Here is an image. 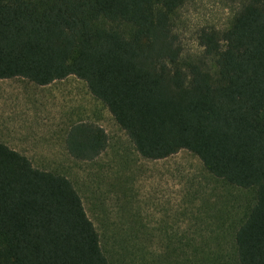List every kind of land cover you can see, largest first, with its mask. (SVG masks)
<instances>
[{
	"label": "trees",
	"instance_id": "trees-1",
	"mask_svg": "<svg viewBox=\"0 0 264 264\" xmlns=\"http://www.w3.org/2000/svg\"><path fill=\"white\" fill-rule=\"evenodd\" d=\"M185 2L0 0V79L74 76L142 158L185 150L214 178L254 190L233 239L237 264H264V0L242 1L223 30L202 27L190 54L174 30ZM106 145L91 123L65 138L78 161ZM0 264H108L70 180L1 143Z\"/></svg>",
	"mask_w": 264,
	"mask_h": 264
},
{
	"label": "rangeland",
	"instance_id": "rangeland-1",
	"mask_svg": "<svg viewBox=\"0 0 264 264\" xmlns=\"http://www.w3.org/2000/svg\"><path fill=\"white\" fill-rule=\"evenodd\" d=\"M242 1L186 0L174 22L183 52L199 51L202 27L227 28ZM77 123L106 134L105 150L92 161L66 151V134ZM0 143L34 168L70 180L108 264H237L234 232L254 204V190L214 178L185 150L163 160L142 158L76 77L46 86L0 79Z\"/></svg>",
	"mask_w": 264,
	"mask_h": 264
}]
</instances>
